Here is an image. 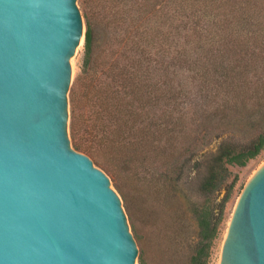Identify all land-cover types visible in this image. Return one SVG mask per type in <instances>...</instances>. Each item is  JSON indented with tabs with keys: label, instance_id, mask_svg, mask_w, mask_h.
Segmentation results:
<instances>
[{
	"label": "water",
	"instance_id": "1",
	"mask_svg": "<svg viewBox=\"0 0 264 264\" xmlns=\"http://www.w3.org/2000/svg\"><path fill=\"white\" fill-rule=\"evenodd\" d=\"M77 0H0V264H136L122 200L68 137ZM219 264H264V164L240 194Z\"/></svg>",
	"mask_w": 264,
	"mask_h": 264
},
{
	"label": "trees",
	"instance_id": "2",
	"mask_svg": "<svg viewBox=\"0 0 264 264\" xmlns=\"http://www.w3.org/2000/svg\"><path fill=\"white\" fill-rule=\"evenodd\" d=\"M92 5L99 21L113 32L116 50L99 73H90L93 29L86 16L83 142L75 150L82 148L94 160L104 156L131 182L139 175L136 150L161 153L160 178L177 185L182 162L193 148H189L187 124L179 130H163L157 137L171 120L169 113L157 116L153 111L155 100L165 96L157 93L154 84L157 64L163 63L158 60L165 59L174 77L186 78L181 80L183 91L195 84L206 100L210 93L205 90L214 81L217 91L212 98L221 101V112L241 113V107L247 110L248 101H253L249 117L264 127V0H92ZM179 86L169 89L175 103L182 91ZM75 125L73 121V130ZM263 150L264 130L248 142H220L191 168L188 184L195 199L190 212L198 232L190 264L209 262L238 181L229 167H244ZM221 188L225 194L214 208L211 196Z\"/></svg>",
	"mask_w": 264,
	"mask_h": 264
},
{
	"label": "rangeland",
	"instance_id": "3",
	"mask_svg": "<svg viewBox=\"0 0 264 264\" xmlns=\"http://www.w3.org/2000/svg\"><path fill=\"white\" fill-rule=\"evenodd\" d=\"M77 5L83 20V37L70 59L71 78L67 92V132L74 150L77 144L83 142L81 127L84 109L81 99L85 88L82 62L86 16L91 20L93 29V55L88 69L90 73L94 71L99 73L105 67L108 57L116 50L113 32L99 21L92 0L89 2L77 0ZM167 61L168 59L158 60L159 63H163L161 66L157 64V68L160 67V69L156 68L154 84L157 93L161 92L165 96L155 100L156 105L153 111L157 116H161L163 112L164 115L169 113L171 120L163 125L161 131H158L157 137L163 134V130H179L181 126L187 124L186 136L191 144L188 146L193 148L192 152L187 153L186 162H182L177 185H173L172 182L165 183L160 178L163 155L161 153H156V155L147 153L145 148L141 150L143 153L140 149L136 150L137 153L133 156L140 167L139 175H137V180L131 182L129 177L127 178L125 174L110 165L104 156L94 160L82 148L75 150L88 156L94 166L105 173L113 189L121 198L130 231L138 248L136 264H140L141 253L143 264H190L189 260L197 242L198 232L196 219L190 212V205L195 199L191 190L192 186L188 184V176L192 173L191 168L203 161L206 155L213 153L220 142L231 139L248 142L264 130V127H259L261 124L257 118L253 117L252 120L249 117L253 101H248L247 110L241 107V113L234 112L233 109L221 112L218 108V103L220 104L221 101L212 98L216 94L217 83L211 82L214 84H210L205 90L211 96L206 100L203 95L199 94V88L195 84H188L183 91L181 80H186V78L181 75L174 77L172 69L167 68ZM120 64H123V60ZM256 64L260 66L258 62ZM176 86L182 89L178 94L180 96L177 103L171 99L169 91ZM252 90L251 85L250 91ZM161 118L158 121H161ZM73 121L76 124L74 130L71 127ZM189 139L185 141L186 144ZM263 164L264 150L244 167H229L230 172L238 177V181L226 205L224 223L214 242L208 264H219L222 242L237 200L246 184ZM224 194V188H221L211 196L214 208L220 203Z\"/></svg>",
	"mask_w": 264,
	"mask_h": 264
}]
</instances>
